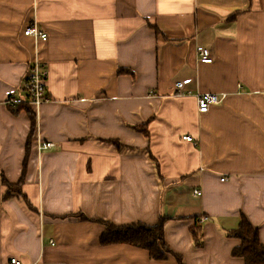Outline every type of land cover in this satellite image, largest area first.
Wrapping results in <instances>:
<instances>
[{"label":"crops","instance_id":"obj_1","mask_svg":"<svg viewBox=\"0 0 264 264\" xmlns=\"http://www.w3.org/2000/svg\"><path fill=\"white\" fill-rule=\"evenodd\" d=\"M33 22L45 42L24 35ZM33 61L38 107L23 87ZM205 93L225 98L201 115ZM22 176L4 199L2 180ZM242 216L264 245V0H0V264H243L228 237ZM160 219L165 260L99 243V220Z\"/></svg>","mask_w":264,"mask_h":264},{"label":"trees","instance_id":"obj_2","mask_svg":"<svg viewBox=\"0 0 264 264\" xmlns=\"http://www.w3.org/2000/svg\"><path fill=\"white\" fill-rule=\"evenodd\" d=\"M17 104L18 103L16 102L14 107L8 106L14 109L17 107ZM135 130L144 137H148V131L144 126L135 127ZM28 142L29 140L27 143ZM103 142L112 145L117 151H121L123 148V145L113 140H106ZM26 152L28 153V150H26ZM22 181L23 176L15 185L2 180V184L6 190L3 198L6 199L9 196L20 195L19 187ZM73 217L80 218L82 221L88 220L81 213L74 215ZM98 223L102 225L104 230L99 238V243L101 245L109 246L114 244H127L135 248H141L147 252L148 257H150L151 260H165L167 259V256L171 254L166 243H164L163 219H160L158 223L152 226L137 224L117 227L110 222L100 220ZM190 235L194 245L199 247L201 245V242H199L201 236L199 227L192 228L190 230ZM228 237L239 240V245L231 250L232 256L236 258L240 257L243 260V264H264V245L258 240L257 227L250 225L245 217H241L238 223V228L229 232ZM178 262L180 263L179 260Z\"/></svg>","mask_w":264,"mask_h":264},{"label":"built area","instance_id":"obj_3","mask_svg":"<svg viewBox=\"0 0 264 264\" xmlns=\"http://www.w3.org/2000/svg\"><path fill=\"white\" fill-rule=\"evenodd\" d=\"M24 35L33 37L35 40L40 42H45L47 36L44 35L41 31L38 30L37 25L33 22L30 23L25 29H24ZM195 53L197 55V61L200 64H211L213 61V56L208 48L203 47H196ZM28 75L24 78V89L26 90V99L27 103L31 107H38L39 105L43 103H47L49 100L46 90L43 86V82L46 79L45 74V67L42 63L39 61H33L31 66L28 70ZM175 84V90H177L178 94H184L185 90L184 84L181 81H176ZM185 94H188L185 93ZM224 94L214 95L212 93H205V94H197L195 96L196 98V111L203 115L206 114L208 109L211 106H217L219 105L222 100L225 98ZM5 104L14 107L16 104V101L13 96L8 97L5 101ZM182 141L188 142V143H194L193 139H191L189 136H182ZM37 151L41 152L44 150H49L53 145L50 142H44L37 140ZM193 195L200 196L201 191L200 190H194ZM201 221H204V219H201ZM52 241L50 242V245L52 246ZM10 264H19L15 258L9 259Z\"/></svg>","mask_w":264,"mask_h":264}]
</instances>
